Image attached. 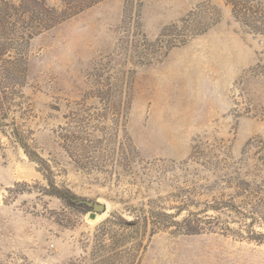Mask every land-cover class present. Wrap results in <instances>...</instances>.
Masks as SVG:
<instances>
[{
  "label": "rangeland",
  "instance_id": "374dc122",
  "mask_svg": "<svg viewBox=\"0 0 264 264\" xmlns=\"http://www.w3.org/2000/svg\"><path fill=\"white\" fill-rule=\"evenodd\" d=\"M0 22V264H264L238 195L264 179V0H0Z\"/></svg>",
  "mask_w": 264,
  "mask_h": 264
},
{
  "label": "trees",
  "instance_id": "16d2710c",
  "mask_svg": "<svg viewBox=\"0 0 264 264\" xmlns=\"http://www.w3.org/2000/svg\"><path fill=\"white\" fill-rule=\"evenodd\" d=\"M4 27H5L4 24L2 22H0L1 31L5 29ZM246 173H249V172H246ZM253 179H257V178H253ZM250 186H251V183H247L245 181H242L240 183V185L238 186V191H239L238 195H242V193H245V191H247L249 194L254 195L256 197H259L258 202L260 203L259 205L262 206V203H264V179L261 178V180H259V184L258 185H254L253 188H251ZM53 189H55V188H53ZM56 191L57 190H54L55 195H57V196H62L63 195L69 202L72 201V200H74V202L78 201L77 202L78 205H80L82 207H86V205L84 203H81V201H83V200L75 198L74 196H67V195L65 196V194H62V192H59V191L56 192ZM74 202H71V203L77 205Z\"/></svg>",
  "mask_w": 264,
  "mask_h": 264
},
{
  "label": "water",
  "instance_id": "95a60500",
  "mask_svg": "<svg viewBox=\"0 0 264 264\" xmlns=\"http://www.w3.org/2000/svg\"><path fill=\"white\" fill-rule=\"evenodd\" d=\"M85 204H87L88 206L92 208V212L88 213V218L90 220H94L97 215L103 214L105 211V206L101 203H98V202L92 203L89 201H85Z\"/></svg>",
  "mask_w": 264,
  "mask_h": 264
}]
</instances>
